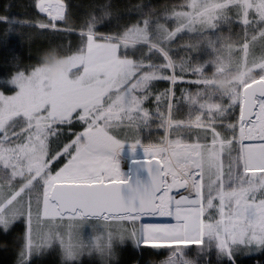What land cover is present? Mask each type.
Listing matches in <instances>:
<instances>
[{"label":"snow or ice","instance_id":"snow-or-ice-1","mask_svg":"<svg viewBox=\"0 0 264 264\" xmlns=\"http://www.w3.org/2000/svg\"><path fill=\"white\" fill-rule=\"evenodd\" d=\"M186 6L188 11L165 17L175 20L173 30L142 13L113 34L96 31L110 15L107 5L79 31L67 26L62 0H38L47 21L0 17L9 28L14 21L15 31L34 27L75 34L80 42L69 55L68 75L51 80L36 66L12 78L15 95L0 94V230L7 233L14 222L25 221L17 264H28L53 242L66 261L85 251L111 257L117 236L148 253L143 264L162 259L208 264L212 249L235 264L238 256L264 252V0H186ZM230 12L243 31L233 51L252 76L244 75L227 94H216L193 59L194 45H184L188 59L179 63L169 45L179 33L195 34L192 40L230 24ZM130 49H142L139 58L130 57ZM159 80L173 87L156 94L149 111L143 105ZM177 82L195 90L177 98ZM180 99L187 106L183 117H178ZM153 120L164 135L159 143H144L139 133ZM74 122L83 131L50 151L51 139ZM121 128L133 134L120 138L112 131ZM124 144L131 151L142 148L147 184L122 178L116 158ZM37 146L47 154L28 160ZM61 158L67 162L53 171ZM85 227L97 234L85 239ZM190 248L196 250L191 257L185 254Z\"/></svg>","mask_w":264,"mask_h":264},{"label":"trees","instance_id":"trees-1","mask_svg":"<svg viewBox=\"0 0 264 264\" xmlns=\"http://www.w3.org/2000/svg\"><path fill=\"white\" fill-rule=\"evenodd\" d=\"M37 2L38 0H0V17H9L32 23L47 21L48 18L36 7ZM62 2L65 5L66 15L69 17L67 26L75 27L77 31H79L80 24L83 21L90 19L92 16H101L102 6L107 5L110 15L96 26V31L104 34L123 31L126 26L135 23L142 13H151L153 19H158L160 23H164L166 27L173 30L176 26L175 20L165 19V17L170 16L173 10H189L186 6V0H62ZM182 5L183 8H181ZM229 15L232 17L230 24H221L217 30H209V33L205 32L202 36L192 40L189 39L195 34L179 33L169 45L171 55L177 63L181 59H188L184 45H194L193 59H197V62L202 64L200 67H204L207 78L211 81V91L216 94H227L240 80L238 78L231 80L229 87L226 90H221L214 84L216 79L211 78L216 70L221 71L220 69H223V72L231 77L251 69L239 63L233 48L226 46L227 35H231L234 39L243 36L242 26L235 22L233 13L230 12ZM252 15L254 16V14ZM9 23L11 28L8 24H0V91L6 94L13 90V88L7 86V81L13 75L18 72L27 73L36 66L47 65L49 60L52 59L67 58L80 46L79 38L75 34L66 35L63 32L40 30L34 27H18L15 31L14 21ZM57 23L64 26L63 22ZM217 37L222 38L217 39ZM141 51L142 49H130L129 55L136 59L139 58ZM255 54L257 56L261 55L262 50L257 47ZM210 64H215V66L211 67ZM191 78L193 77L186 76V79ZM153 85L157 87L155 90H158V93L173 87L169 81L164 80L154 81ZM195 87V85L177 82L174 87L176 97L181 98L183 90L190 89L194 91ZM155 95V92H152V96L145 101L146 109L155 108ZM186 113L187 106L180 99L178 117H183ZM236 115L238 116V109ZM228 119L234 120L235 117H229ZM156 123L158 121L153 120L150 129H141L139 135L144 143H159L160 138L164 135L163 129H158ZM63 130L62 135L65 138H63L60 147L68 143L74 137L73 133L79 132L81 127L73 123L71 126L63 127ZM68 130L72 131L69 135L67 134ZM220 130L227 134L226 129L221 128ZM112 131L120 138L133 134L132 130L125 128ZM60 147L58 146V150H60ZM63 162L62 158L55 162L52 165L53 171L61 166ZM25 230L26 223L24 220L14 222L7 233L0 230V264H17L21 238L24 236ZM186 251H195V249L190 248ZM147 255L148 253H144L133 241L125 239L118 244L115 256L109 259L108 264H137V261L143 264V260ZM28 264H100V260L93 255L78 262H64L60 259L57 251L49 250L40 255H34ZM208 264H230V262L219 257L215 249H212L208 253ZM235 264H264V252L249 256H238Z\"/></svg>","mask_w":264,"mask_h":264},{"label":"rangeland","instance_id":"rangeland-1","mask_svg":"<svg viewBox=\"0 0 264 264\" xmlns=\"http://www.w3.org/2000/svg\"><path fill=\"white\" fill-rule=\"evenodd\" d=\"M46 2H48V0H46ZM53 2H54V0H53ZM42 14H44V13H42ZM254 14V13H253ZM255 15V14H254ZM47 18H48V16L47 15H45ZM59 62L60 63H62L63 65H64V67L62 68V70L60 71V73H59V75L57 76V78H55V79H52V78H50L49 77V75H48V68H47V65H42V66H39L40 68H42V69H44V70H46V75L48 76V78L49 79H51V80H56V79H58L59 77H60V75H61V73H63V74H65V75H68V69H69V67H70V59H69V57H67V58H64V59H61V60H59ZM198 65L199 66H201L202 64H200V63H198ZM211 65V67H214L215 66V64H210ZM210 67V68H211ZM252 69H250V70H248L247 72H243V73H241V74H239L238 75V79H241L244 75H248V73L251 71ZM29 72H31V70L29 71ZM29 72H27V73H29ZM26 73V74H27ZM16 75V74H15ZM15 75H13L8 81H7V86H10L11 87V89L13 88V90L12 91H10V93H3L2 91H0V94H3V95H5V96H12V95H15L16 94V92L18 91V88L14 85V84H12L11 83V80H12V78L15 76ZM228 77V74H226L225 72H223V71H219V70H216L215 71V73L211 76V78H213V79H217V78H227ZM234 80V79H233ZM170 83V82H169ZM154 84V82L152 83V85H151V87H150V90H151V92H155V94H157L158 93V90H155L157 87L155 86V85H153ZM143 107L144 108H146L145 107V102H144V105H143ZM154 109V108H153ZM153 109H148L149 111H152ZM78 127H81V130L80 131H83V126L82 125H80L79 123H76V122H74ZM63 127H66V126H62V128ZM79 131V132H80ZM62 132H64V130L62 131ZM72 133V131L71 130H68L67 131V134L69 135V134H71ZM63 138H65L63 135H62V133L60 134V135H58L57 137H53L52 139H51V142H50V151H52L53 153L55 152V151H58V146L60 147L61 146V144H62V142H63ZM75 137H73L72 139H74ZM71 139V140H72ZM70 140V141H71ZM69 141V142H70ZM68 142V143H69ZM63 147V146H62ZM62 147H60V149L62 148ZM47 154V148H43V147H40V146H37V148H36V150H35V152H33V153H30L29 155H28V157H27V159L28 160H33V159H39V160H43V158H44V156ZM131 157H134V158H143V159H145V155H144V153H143V150H142V148L138 145L136 148H135V150L134 151H131L130 150V148H129V146L128 145H123V147H122V149H121V153H120V155L116 158L117 160H118V163H119V167H120V171H121V173H122V178L125 176V174H126V172H127V161H128V159L129 158H131ZM63 160H64V162L62 163V165L61 166H59V167H62L63 166V164L64 163H66L67 161H66V159H64V158H62ZM57 162V161H56ZM59 167L56 169V170H58L59 169ZM56 170H54V171H56ZM3 183V181L2 180H0V184H2ZM218 203V202H217ZM157 219H160V218H157ZM166 219V218H165ZM62 230V229H61ZM82 236L85 238V239H87L88 237H89V235H96L97 233H94V232H92V230L90 229V228H87V227H85V228H83L82 229ZM129 241H132V240H130V239H128ZM121 241L119 240V237L117 236L116 237V240H114L113 241V244H112V252H113V255H112V257H114L115 256V251H116V247L118 246V244L120 243ZM49 250H55V251H57V254L59 255V257H60V259L62 260V261H64V262H78V261H80V260H82V259H84V258H90L91 256H95V257H97L96 256V254L95 253H92L91 255H88V254H82L79 258H78V260H71V261H66L65 259H64V257H63V254H62V250H61V247H60V245H59V243L58 242H53L52 244H51V246H49V247H47V248H45L41 253H39V254H36V255H40V254H42V253H45V252H47V251H49ZM187 252V251H186ZM185 252V254L187 255V256H189V257H191V256H194L195 254H196V250L195 251H189V252H187L186 253ZM34 256V255H33ZM32 256V257H33Z\"/></svg>","mask_w":264,"mask_h":264},{"label":"clouds","instance_id":"clouds-1","mask_svg":"<svg viewBox=\"0 0 264 264\" xmlns=\"http://www.w3.org/2000/svg\"><path fill=\"white\" fill-rule=\"evenodd\" d=\"M231 41L232 42L229 43V35H227L226 46H231L234 49L235 48V39L231 38ZM63 67H64V65L62 63H60L58 59L49 60V62L47 64L49 77L52 78V79L57 78V76L59 75V73H60V71L62 70ZM238 75L239 74L237 73V74H235L234 76H231V77L217 78L214 81V84L219 89L226 90L229 87L230 81L233 80V79H237ZM248 76H252V70L248 73ZM83 254L91 255L92 252L85 251ZM95 254L99 258L100 264H108L109 259L112 258V256L109 257L107 254H102L101 252H95ZM158 264H166V260L162 259L161 261L158 262Z\"/></svg>","mask_w":264,"mask_h":264},{"label":"water","instance_id":"water-1","mask_svg":"<svg viewBox=\"0 0 264 264\" xmlns=\"http://www.w3.org/2000/svg\"><path fill=\"white\" fill-rule=\"evenodd\" d=\"M46 15V14H45ZM144 161L133 162L129 167V183H136L137 181L147 184L150 180L148 170L143 166ZM126 194V190H125Z\"/></svg>","mask_w":264,"mask_h":264},{"label":"bare ground","instance_id":"bare-ground-1","mask_svg":"<svg viewBox=\"0 0 264 264\" xmlns=\"http://www.w3.org/2000/svg\"><path fill=\"white\" fill-rule=\"evenodd\" d=\"M145 159H143V158H134V157H131V158H129L128 159V161H127V172H126V174H125V176L123 177L124 179H126V180H128V178H129V167H130V164L131 163H133V162H138V161H144Z\"/></svg>","mask_w":264,"mask_h":264}]
</instances>
